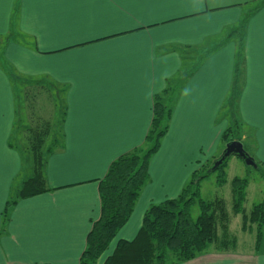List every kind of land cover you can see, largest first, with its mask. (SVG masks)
I'll return each instance as SVG.
<instances>
[{"label": "crops", "instance_id": "crops-1", "mask_svg": "<svg viewBox=\"0 0 264 264\" xmlns=\"http://www.w3.org/2000/svg\"><path fill=\"white\" fill-rule=\"evenodd\" d=\"M247 15L237 111L241 137L250 134V154L264 167L261 0H0V226L12 180L27 166L8 146L16 101L7 71L59 86L65 109L63 148L46 163L50 190L15 204L0 234V264L79 263L99 216L98 179L143 144L153 95L185 69L168 130L149 159V180L111 250L135 235L150 203L177 196L199 164L223 148L227 122L219 112L234 77L233 31ZM238 243L177 264H264L255 230L249 249Z\"/></svg>", "mask_w": 264, "mask_h": 264}, {"label": "trees", "instance_id": "trees-1", "mask_svg": "<svg viewBox=\"0 0 264 264\" xmlns=\"http://www.w3.org/2000/svg\"><path fill=\"white\" fill-rule=\"evenodd\" d=\"M249 16L243 17L233 31L235 38H239L236 47L234 77L219 112L220 117H228V124L221 134L223 146L232 140H240L243 133L242 122L237 111V100L241 87L243 63L242 34ZM7 72L11 80L15 79L25 88L23 92H20L21 94H18L20 100L15 96L16 119L8 146L16 149L23 161L25 157L28 158L30 174L12 180L8 197L1 211L0 234L5 232L11 211L20 199L50 190L46 185L47 159L56 149L63 148L62 139L64 137L62 128L64 107L59 111L56 127L46 119L34 120L30 126L26 127L20 124L19 126L17 121L19 106H23L21 98L26 97L27 101L29 96H36L38 93L32 88L46 87L50 90L55 88L54 84L44 79H19L12 70ZM188 76L189 72L182 70L176 76L166 79L165 87L153 95L152 119L143 144L118 156L110 163L105 175L98 179L99 216L91 221L85 248L78 264H98L99 258L108 249L119 229L129 219L144 184L149 180V159L158 150L160 140L168 130L172 109ZM16 127L21 130L19 132L21 135L25 132L24 142L21 145L14 140L18 131ZM51 132L54 135L46 144L45 137ZM253 159L257 169H260L262 164L255 158ZM226 160L227 158L214 170L211 169L212 165L207 171L204 170L206 167H203L207 164L200 165L192 172L177 196L165 198L158 203H150L142 215L141 225L135 235L131 239H117L110 253L100 264H177L193 259L208 250L233 249L237 238L228 228V213L224 201L218 196L210 200H205L200 196V183L209 173L219 171L218 185L225 182L223 168ZM246 185L247 177L235 176L232 179V211L235 214H241V229H248L255 225V248L258 250L264 233V200L253 204L246 212L243 208ZM196 204L198 214L194 217L191 208Z\"/></svg>", "mask_w": 264, "mask_h": 264}, {"label": "rangeland", "instance_id": "rangeland-1", "mask_svg": "<svg viewBox=\"0 0 264 264\" xmlns=\"http://www.w3.org/2000/svg\"><path fill=\"white\" fill-rule=\"evenodd\" d=\"M190 65H193L192 63L190 64H185L184 63V68L189 67ZM185 70V69H184ZM183 70V71H184ZM20 79V77H18ZM16 78V79H18ZM12 82V87L14 94L17 98L20 100V95L18 94L20 92L24 91V87L21 86V84L17 83L15 79L11 80ZM36 88V87H35ZM32 88L33 90H36L38 93L36 94V98L34 96H29L28 100L26 101V97H22L21 100L23 101V106H19V118L17 119L18 125L22 126H30L34 120L38 121V119H43V120H49L50 124L56 127L57 125V120L59 119V111L62 110L64 106V100H63V95H62V90L59 86H56L55 88L48 89L45 88ZM28 91V89H26ZM31 90V89H30ZM32 90V91H33ZM35 93V92H33ZM21 94V93H20ZM26 104H25V102ZM224 118V117H222ZM226 122L228 124V117L226 116ZM19 125V126H20ZM17 128V127H16ZM22 128V127H21ZM17 132L14 136V140L17 141L19 145L23 144L24 142V137L21 135L19 130L17 128ZM246 130L245 128L242 127V131ZM248 134V137H240V141L242 142L245 151L251 156L250 151L252 147V143L250 142V134ZM54 133L51 132L47 137H45V143H49L53 137ZM221 150L217 152L216 156L206 160L203 163L199 164L203 165L204 163L207 164L203 167H206L204 170L207 171L209 169V166H213L214 162L217 160V158L220 157L221 152L224 149V146L222 144ZM252 157V156H251ZM23 163H26L25 165L26 168L24 172L22 173V177L28 176L30 174V165H29V160L27 157H25ZM212 169V167H211ZM214 170V169H212ZM219 174V171H214L208 174V176L201 181L200 183V196L201 198L205 200H210L215 197H221L222 200L224 201L225 204V209L228 213V228L232 234H234L237 238L238 245H241V248L239 246L238 249L241 250H247L250 247V244L254 242V229L255 225H253L251 228H246V229H241V214H235L232 211V200H233V195H232V186H231V181L232 179L237 176V177H247V185H246V196L245 200L243 202V208L245 209L246 212H248L253 204L259 203L264 200V167H260V169L253 168L250 166H247L244 164L243 160L240 159L237 156H230L226 160L225 167L223 168V174L225 178V182L221 185H218L217 182V176ZM263 175V176H262ZM219 178V177H218ZM191 213L192 216H196L198 214V207L197 204L194 205L191 208ZM111 245H109L108 249L105 251V253L101 256L104 258L107 254L110 253L111 251ZM261 250L264 251V233L262 237V242H261ZM99 258L102 259V258ZM98 260V264L101 262Z\"/></svg>", "mask_w": 264, "mask_h": 264}, {"label": "water", "instance_id": "water-1", "mask_svg": "<svg viewBox=\"0 0 264 264\" xmlns=\"http://www.w3.org/2000/svg\"><path fill=\"white\" fill-rule=\"evenodd\" d=\"M232 155L242 159L245 165L257 168L254 159L245 151L242 142L240 140H232L225 144L220 157L214 162L212 169H215L218 165L223 162L224 159Z\"/></svg>", "mask_w": 264, "mask_h": 264}]
</instances>
